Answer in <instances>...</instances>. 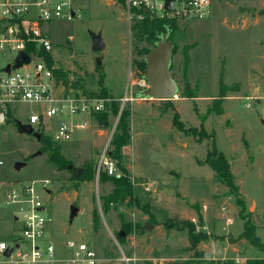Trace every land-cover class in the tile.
I'll return each instance as SVG.
<instances>
[{
	"label": "rangeland",
	"instance_id": "374dc122",
	"mask_svg": "<svg viewBox=\"0 0 264 264\" xmlns=\"http://www.w3.org/2000/svg\"><path fill=\"white\" fill-rule=\"evenodd\" d=\"M79 3L80 17L46 26L53 43L52 67L67 76L58 80L67 91L111 98L108 123L94 118L90 129L56 141L58 118L47 119L46 130L40 132L43 140L49 139L71 162L61 169L44 151L42 140L19 131V123L28 124L31 112L40 113L41 106L28 102L11 108L10 118L0 124V195L15 185L50 181V195L43 191L42 195L51 218L45 238L56 247L55 264H71L66 246L70 239L94 247L102 264H120L122 256L130 258L128 264L264 260V250L239 238L248 218L264 243V0H212L205 18H175L178 31L170 73L180 91L173 98L139 96L148 84L143 85L144 74L136 62L152 45L137 24L127 22L122 6L114 0ZM94 33L102 35L106 48L93 49ZM186 46H191V61L185 74ZM186 77L192 88L198 87L195 100L184 97ZM221 80L230 89L220 100L223 112L217 113L212 106L218 104ZM125 94L132 98L124 106L132 112V139L117 155V175L124 168L129 171L133 192L127 197L121 190L114 192V183L96 173L91 180L83 178L84 164L92 162L95 167L111 141L116 100ZM174 109L186 127L200 128L203 123L211 138L199 142L180 131L173 125ZM214 140L231 163L237 194L218 182L208 164L199 163ZM39 150L42 154L33 156ZM17 161L25 165L17 169ZM72 204L80 209L73 220ZM13 210L1 211V229L12 226ZM185 220L209 235L197 252L188 249Z\"/></svg>",
	"mask_w": 264,
	"mask_h": 264
},
{
	"label": "built area",
	"instance_id": "2783aa9c",
	"mask_svg": "<svg viewBox=\"0 0 264 264\" xmlns=\"http://www.w3.org/2000/svg\"><path fill=\"white\" fill-rule=\"evenodd\" d=\"M123 8L129 24L139 23L148 16L168 18H205L210 13L212 0H173L168 10L167 0H114ZM82 6L79 0H0V124L10 118L11 108L23 103L41 106V112L32 111L29 123L35 131L48 126L47 119L58 118L53 139L61 141L79 131L92 127L95 114L106 111L111 98L78 96L58 84L54 67H50L42 50L52 51L53 43L46 26L59 19L80 17ZM32 45V51L28 47ZM27 51L31 60L19 68H13L18 53ZM11 66L8 71L7 67ZM143 85L147 81L142 77ZM127 94L118 99L120 111L116 129ZM35 124H41L35 128ZM113 136V135H112ZM108 143L101 150L96 165V175L102 171L118 174L117 161L111 155ZM2 164V161H0ZM50 181L33 180L24 185H15L0 195L1 211L13 208L12 226L0 228V264H55L56 247L45 238L51 218L47 216V204L42 191L48 193ZM50 195V194H49ZM5 236V237H4ZM71 251V264H102L98 252L83 241L70 239L66 242ZM10 252L8 253V251ZM120 264H128L130 258L122 256Z\"/></svg>",
	"mask_w": 264,
	"mask_h": 264
},
{
	"label": "trees",
	"instance_id": "16d2710c",
	"mask_svg": "<svg viewBox=\"0 0 264 264\" xmlns=\"http://www.w3.org/2000/svg\"><path fill=\"white\" fill-rule=\"evenodd\" d=\"M264 14V11H263ZM137 27L141 30V34L149 41L151 42V47L154 48L158 41L161 40L162 36L164 34L169 35V39H171L174 43L176 42V33L178 31V25L177 20L175 18H168V17H151L148 16L143 21L136 23ZM191 46H186L184 49V73L186 74L189 68L190 63V55L189 50ZM28 50L32 51V45L28 47ZM152 49H148L146 51V54L149 53ZM175 50V46H174ZM173 50V54H174ZM42 55L47 61L48 65L52 67L53 59L51 57L50 52L42 50ZM138 69L140 70L141 74H145L146 72V60L143 58L140 61L136 62ZM54 74L57 78V80H60L61 76L67 77L61 70L58 68H54ZM66 80V79H65ZM230 88L221 80L220 82V94L219 97L216 99L218 100V104L215 106H212V110H214L217 113L223 112V106L222 100L224 97L227 96V92ZM184 97L191 98L195 100L196 97H198V87L192 88L190 81L185 78L184 81ZM117 104H115L114 107V113L118 115L120 111V102L117 99ZM174 108L173 106H171ZM195 109L197 110L196 106ZM175 110V109H174ZM131 109L130 108H123L119 121L117 123L115 132L113 134V137L111 139V145H113V148L111 149V155L116 159L117 166H118V154L120 153V150L123 146L128 145L131 142L132 134H131ZM108 112L102 111L95 114V117L104 124L108 123ZM173 125L176 126L180 131L191 134L192 136L196 137L197 141H203L206 139L211 138V133L207 132V130L204 127V124L202 123L200 128L198 127H186L185 123L181 120L180 114L178 111H174L173 116ZM42 133V131H40ZM43 134H42V141L44 144V151L50 152V160L54 161L59 168H66L68 164L71 162L67 160L61 152L55 148L51 141L49 139L43 140ZM199 163H205L208 164L214 171L216 178L218 182L221 184L227 186L229 188V192L231 194H237L239 193V186L235 182V176L231 168V163L228 160L225 153L218 149L215 140L213 141V145L211 148L208 149L207 156L204 162L202 160H199ZM85 170L87 172L83 176L86 180H91L94 177V174L96 173V165L94 167L92 162H86L84 164ZM122 175H110L107 171H102L99 175V179H102L104 181H112L115 185L114 192L119 193L120 190L124 197L132 195L133 192V182L131 179V176L129 174V171L127 169L122 170ZM112 196H116L112 194ZM238 204L241 206V214L244 216V203L242 200H239ZM244 218H247L244 216ZM200 219L202 217L200 216ZM184 228L187 229L188 233V241L189 246L188 249L192 251H198L199 245L202 241H205L209 239V235L206 232L197 231L196 224L192 220H185L184 221ZM240 239H245L254 246L258 247L261 250H264V243L260 239V237L257 234L256 226L251 222L250 219H246L244 224V231L239 237ZM264 262L263 259H248L247 264H262ZM220 263L222 264H235V261L233 259L228 260H221ZM172 264H190V262L184 261V262H174Z\"/></svg>",
	"mask_w": 264,
	"mask_h": 264
},
{
	"label": "water",
	"instance_id": "95a60500",
	"mask_svg": "<svg viewBox=\"0 0 264 264\" xmlns=\"http://www.w3.org/2000/svg\"><path fill=\"white\" fill-rule=\"evenodd\" d=\"M168 10L173 7V0H167L166 5ZM106 48V43L101 34H93V49L102 50ZM174 43L169 35L164 34L162 39L157 42L156 46L145 56L146 72L144 77L148 86L140 91L139 96L143 98H173L178 96L180 86L177 80L170 73V66L173 58ZM31 60L30 54L22 50L18 53L13 68H19L23 64L29 63ZM101 63L100 60L97 62ZM11 66L7 67L9 71ZM19 131L35 136L39 141L42 140V134L34 130L31 124L19 123ZM42 150L37 151L33 156L41 155ZM25 162L17 161L16 168L21 169ZM79 212V207L76 204L71 205L70 218L73 220ZM125 233L120 232V236ZM10 250L8 251V253Z\"/></svg>",
	"mask_w": 264,
	"mask_h": 264
},
{
	"label": "crops",
	"instance_id": "0c3cea01",
	"mask_svg": "<svg viewBox=\"0 0 264 264\" xmlns=\"http://www.w3.org/2000/svg\"><path fill=\"white\" fill-rule=\"evenodd\" d=\"M219 183H220V182H219ZM79 211H80V209H79ZM202 242H203V241H202ZM230 243L233 244L231 241H230ZM200 244H201V243H200Z\"/></svg>",
	"mask_w": 264,
	"mask_h": 264
}]
</instances>
